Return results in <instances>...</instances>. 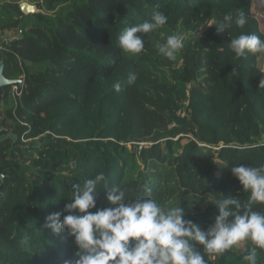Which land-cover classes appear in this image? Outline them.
I'll use <instances>...</instances> for the list:
<instances>
[{
    "label": "trees",
    "instance_id": "16d2710c",
    "mask_svg": "<svg viewBox=\"0 0 264 264\" xmlns=\"http://www.w3.org/2000/svg\"><path fill=\"white\" fill-rule=\"evenodd\" d=\"M21 1L0 0L2 73L20 80L0 86V264L74 258V239L67 230L52 233L45 218L66 215L74 185L99 172L130 199L144 198L150 187L163 208L183 207L184 218L205 230L218 215V199L231 195L247 204L249 193L230 169L264 165V52L238 58L227 44L241 33L264 39L253 0H26L44 11L33 14L20 11ZM156 11L168 17L166 25L137 34L145 45L140 53L123 52L122 30ZM237 11L247 18L243 27L217 33L208 26ZM172 34L185 39L170 60L157 45ZM129 103L139 112L130 140L121 136ZM207 109L211 141L204 145L195 114ZM233 147L244 152L230 163ZM176 165L197 166L195 182L181 184ZM95 196L97 208L109 206L104 182ZM252 207L264 213V205ZM251 246L213 255L246 264L241 248ZM257 251V264H264V250Z\"/></svg>",
    "mask_w": 264,
    "mask_h": 264
},
{
    "label": "clouds",
    "instance_id": "9594fccd",
    "mask_svg": "<svg viewBox=\"0 0 264 264\" xmlns=\"http://www.w3.org/2000/svg\"><path fill=\"white\" fill-rule=\"evenodd\" d=\"M168 17L160 11L150 20L122 30L118 37L120 49L129 54L144 49V39L139 34H148L162 28ZM245 14L228 12L215 25L216 32H228L233 26L243 27ZM183 34L168 35L158 44L159 53L175 59L183 48ZM236 57L247 53L264 52V39L254 33H241L227 44ZM135 74H130L129 85L134 84ZM119 92L121 84H113ZM243 190L249 193L247 204L238 197L227 196L216 201L218 215L205 230L192 220L185 219V209L180 206L163 208L151 198V188L145 186L144 198L130 199L126 189L119 185L109 186L105 174L99 172L85 181L83 186L74 185L70 203L60 212L45 218L44 227L59 235L67 230L78 248L74 258L64 264H207L204 254L219 255L235 246L242 247V259L246 264H257L258 249L264 250V213L253 209L254 203L264 205V165L237 164L230 169ZM2 179V177H0ZM104 182L109 206L96 207L95 190ZM96 209L95 212L89 211ZM26 234L22 243L27 244Z\"/></svg>",
    "mask_w": 264,
    "mask_h": 264
},
{
    "label": "rangeland",
    "instance_id": "374dc122",
    "mask_svg": "<svg viewBox=\"0 0 264 264\" xmlns=\"http://www.w3.org/2000/svg\"><path fill=\"white\" fill-rule=\"evenodd\" d=\"M251 11L254 17H256L259 21L260 29L264 32V0H253ZM131 105V106H128ZM126 107L125 117L127 120H124L121 124V136L123 139L135 138L137 129H138V121H139V112L137 109L129 103ZM210 109L205 111H201L195 114V121L198 127V139L201 144L209 145L211 141V134L206 127L207 117L209 115ZM124 115V114H123ZM249 151V150H248ZM244 152V150H239L237 148L228 149V160L229 162H233L235 156ZM197 166H181L176 165L175 170L177 177L181 184L185 183H193L195 182V172Z\"/></svg>",
    "mask_w": 264,
    "mask_h": 264
},
{
    "label": "water",
    "instance_id": "95a60500",
    "mask_svg": "<svg viewBox=\"0 0 264 264\" xmlns=\"http://www.w3.org/2000/svg\"><path fill=\"white\" fill-rule=\"evenodd\" d=\"M20 11L24 14L43 13L44 11L39 9L35 4H32L26 0L19 3ZM3 63L0 61V86H5L14 83H20L19 79H7L3 76ZM130 140V138H129ZM1 177V175H0Z\"/></svg>",
    "mask_w": 264,
    "mask_h": 264
},
{
    "label": "built area",
    "instance_id": "2783aa9c",
    "mask_svg": "<svg viewBox=\"0 0 264 264\" xmlns=\"http://www.w3.org/2000/svg\"><path fill=\"white\" fill-rule=\"evenodd\" d=\"M6 43H7L6 40L2 41V42L0 43V47L2 46V47L5 48V47H6ZM14 89H16L15 86H14ZM209 264H223V263L218 262V261L216 260L215 256H214V255H211V256L209 257Z\"/></svg>",
    "mask_w": 264,
    "mask_h": 264
}]
</instances>
